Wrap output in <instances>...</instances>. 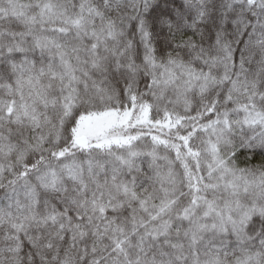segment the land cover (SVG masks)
Here are the masks:
<instances>
[{
    "label": "snow or ice",
    "instance_id": "obj_1",
    "mask_svg": "<svg viewBox=\"0 0 264 264\" xmlns=\"http://www.w3.org/2000/svg\"><path fill=\"white\" fill-rule=\"evenodd\" d=\"M0 264H264V0H0Z\"/></svg>",
    "mask_w": 264,
    "mask_h": 264
}]
</instances>
